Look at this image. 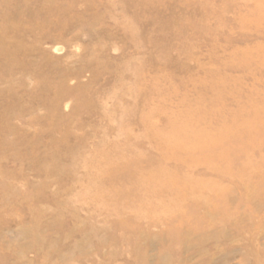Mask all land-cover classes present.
<instances>
[{
	"label": "rangeland",
	"instance_id": "rangeland-1",
	"mask_svg": "<svg viewBox=\"0 0 264 264\" xmlns=\"http://www.w3.org/2000/svg\"><path fill=\"white\" fill-rule=\"evenodd\" d=\"M0 264H264V0H0Z\"/></svg>",
	"mask_w": 264,
	"mask_h": 264
}]
</instances>
